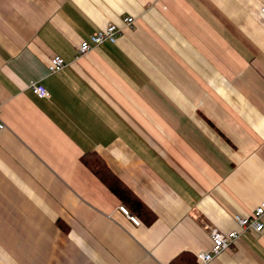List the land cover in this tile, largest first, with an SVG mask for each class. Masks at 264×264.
Segmentation results:
<instances>
[{
	"label": "crops",
	"instance_id": "crops-1",
	"mask_svg": "<svg viewBox=\"0 0 264 264\" xmlns=\"http://www.w3.org/2000/svg\"><path fill=\"white\" fill-rule=\"evenodd\" d=\"M262 6L0 0V264H169L208 250L210 228L241 231L234 215L264 201ZM125 16L115 43L74 59ZM55 55L66 65L50 73ZM88 153L152 222L120 210ZM208 264H264V228Z\"/></svg>",
	"mask_w": 264,
	"mask_h": 264
},
{
	"label": "built area",
	"instance_id": "built-area-1",
	"mask_svg": "<svg viewBox=\"0 0 264 264\" xmlns=\"http://www.w3.org/2000/svg\"><path fill=\"white\" fill-rule=\"evenodd\" d=\"M260 18L264 23V6L260 8ZM134 19L131 16H125L122 18V25H117L115 23H108L104 28L98 29L88 34V36L81 40L77 47V52L74 59H79L84 54L88 53L98 45L109 42L115 43L118 37L121 35L123 28L133 27ZM66 65L65 60L59 56L55 55L50 59L48 65V70L50 73H56L61 70ZM31 89L34 94L39 98H48L49 92L45 86L41 83H33ZM4 127L0 119V129ZM122 212L128 214L124 206L119 207ZM264 213V201L261 202L255 210L248 216L234 215V218L241 228V231H253L259 233L264 228V224L261 221V217ZM130 219L136 224L137 219L130 216ZM241 231H230L228 233H222L216 228H210L209 235L211 239V247L206 250L197 253V263L196 264H208L214 257H216L220 252L231 247L235 244L240 236Z\"/></svg>",
	"mask_w": 264,
	"mask_h": 264
},
{
	"label": "trees",
	"instance_id": "trees-1",
	"mask_svg": "<svg viewBox=\"0 0 264 264\" xmlns=\"http://www.w3.org/2000/svg\"><path fill=\"white\" fill-rule=\"evenodd\" d=\"M82 161L92 172L116 195L127 211L138 220L145 223L152 222L155 218L153 212L148 209L134 195V193L117 178L110 169L105 165L103 160L94 153L85 154ZM197 257L188 252L179 253L169 264H196Z\"/></svg>",
	"mask_w": 264,
	"mask_h": 264
}]
</instances>
